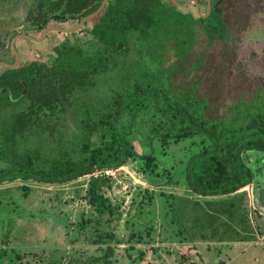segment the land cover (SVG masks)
Wrapping results in <instances>:
<instances>
[{
  "label": "trees",
  "instance_id": "trees-1",
  "mask_svg": "<svg viewBox=\"0 0 264 264\" xmlns=\"http://www.w3.org/2000/svg\"><path fill=\"white\" fill-rule=\"evenodd\" d=\"M101 2L32 0L28 30L40 32L50 21H79ZM213 2L206 17H194L171 2L110 0L92 19L95 49L67 40L54 46L48 64L31 61L4 68L0 184L17 179L62 184L89 175L91 200L112 213L100 194L106 177L94 174L124 166L131 158L139 160L143 171L154 172L152 150L140 155L132 141L133 135H142L138 120L146 114L158 118L146 134L149 143L154 138L161 144L199 139L184 166L189 190L228 194L249 184L242 154L264 152V84L257 83L253 93L247 88L244 99L230 101L228 85L237 78L228 74L234 57L229 42L244 30L249 15L242 0ZM118 58L126 60L123 77L109 92L93 93L98 77ZM218 78H225V95L221 84L213 87ZM68 108L73 123L69 138H57L47 148L27 144L39 119ZM170 182L167 176L162 183ZM99 237L117 242L113 232ZM112 253L107 245L101 255L81 264H111Z\"/></svg>",
  "mask_w": 264,
  "mask_h": 264
},
{
  "label": "rangeland",
  "instance_id": "rangeland-1",
  "mask_svg": "<svg viewBox=\"0 0 264 264\" xmlns=\"http://www.w3.org/2000/svg\"><path fill=\"white\" fill-rule=\"evenodd\" d=\"M176 1L189 2L184 8L176 6L178 11L198 16L192 0ZM196 1L199 12L205 13L208 0ZM242 1L249 17L244 30L229 42L234 57L228 74L237 78L228 85L230 101L244 99L247 88L253 93L257 83L264 84V0ZM213 3L209 0L211 7ZM32 8V0H0V60L13 63L10 44L18 34L39 38L49 25L71 28L78 22L50 21L34 32L28 30L27 21ZM91 27L92 19L75 32L48 31L39 42L16 40L17 66L31 61L48 64L54 46L67 40L95 49ZM117 60L118 64L110 65L98 77L93 93L109 92L110 86L118 84L126 60ZM4 68L0 66V73ZM215 70L216 66L211 72ZM224 81L218 78L219 84L213 87ZM219 87L225 95V84ZM69 112V108L55 109L45 114L26 138L27 144L47 148L57 138H69L73 130ZM157 121L153 114L139 118L142 135L132 139L138 154L152 150L154 172L143 171L139 160L131 158L113 174H104L106 183L100 194L112 213L91 200L89 175L62 184L21 179L0 184V264H81L101 255L107 245L113 247L111 264H264V213L253 203L250 184L228 194L202 195L189 190L184 166L197 150L199 139L161 144L154 138L149 143L146 134ZM242 159L254 180V163L262 166L260 182L264 186V153L243 152ZM167 176L171 182L162 183ZM106 232H113L117 242L103 241L99 235Z\"/></svg>",
  "mask_w": 264,
  "mask_h": 264
},
{
  "label": "water",
  "instance_id": "water-1",
  "mask_svg": "<svg viewBox=\"0 0 264 264\" xmlns=\"http://www.w3.org/2000/svg\"><path fill=\"white\" fill-rule=\"evenodd\" d=\"M110 0H102L101 4L99 5V7L92 12L91 14H88L86 16H83L73 27L71 28H60L57 26H52L49 25L47 26L41 33V35L39 36V38H35L29 34H18L16 35L14 38H12L11 44H10V50L12 52V54L14 55V61L13 63H8L5 62L3 60H0V66L5 67V68H15L17 67L18 64V54L15 50V46H14V42L18 39H27V40H32L35 42H39L41 40H43L45 38V35L47 34L48 31H57V32H61V33H71V32H75L77 31L83 24H85L86 22H88L89 20L95 18L100 12H102V10L104 9V7L106 6L107 2ZM169 2L173 3L175 6H179L181 8L186 7L189 2H185L183 4H179L176 0H169ZM191 2H193L195 4V8H196V13L198 16L200 17H206L211 9V5L209 4V0L207 1V7H206V12L201 14L199 12V4L196 0H192ZM255 204L256 206L264 213V192L262 189L259 190V194L257 196H255Z\"/></svg>",
  "mask_w": 264,
  "mask_h": 264
},
{
  "label": "flooded vegetation",
  "instance_id": "flooded-vegetation-1",
  "mask_svg": "<svg viewBox=\"0 0 264 264\" xmlns=\"http://www.w3.org/2000/svg\"><path fill=\"white\" fill-rule=\"evenodd\" d=\"M255 153V152H254ZM258 153H264V152H258ZM250 162V161H249ZM253 168H254V171L256 173V180L253 179L252 175H251V181H250V185H251V189H252V193L254 194L253 195V200H254V204H255V196H257L259 194V190L262 189L263 192H264V186L263 184L260 182L261 179H262V166L258 163L255 165H253ZM256 205V204H255ZM256 208H258L256 206ZM259 209V208H258ZM260 212H262L260 209H259Z\"/></svg>",
  "mask_w": 264,
  "mask_h": 264
},
{
  "label": "built area",
  "instance_id": "built-area-1",
  "mask_svg": "<svg viewBox=\"0 0 264 264\" xmlns=\"http://www.w3.org/2000/svg\"><path fill=\"white\" fill-rule=\"evenodd\" d=\"M123 166H121V168H122ZM120 168V167H119ZM117 168H115V169H105V170H103V171H96V172H98V173H103V174H106V175H110V174H113L114 173V171L116 170ZM247 185H249V184H247ZM246 185V186H247ZM251 186V185H250Z\"/></svg>",
  "mask_w": 264,
  "mask_h": 264
}]
</instances>
